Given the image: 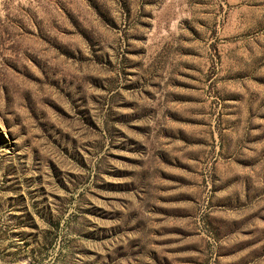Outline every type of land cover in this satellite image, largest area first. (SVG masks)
<instances>
[{
	"label": "rangeland",
	"instance_id": "obj_1",
	"mask_svg": "<svg viewBox=\"0 0 264 264\" xmlns=\"http://www.w3.org/2000/svg\"><path fill=\"white\" fill-rule=\"evenodd\" d=\"M0 264H264V0H0Z\"/></svg>",
	"mask_w": 264,
	"mask_h": 264
}]
</instances>
